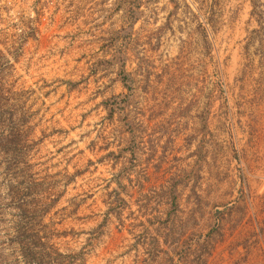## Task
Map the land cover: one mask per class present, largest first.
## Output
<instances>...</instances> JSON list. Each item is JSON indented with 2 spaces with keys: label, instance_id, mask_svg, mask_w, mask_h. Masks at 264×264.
Here are the masks:
<instances>
[{
  "label": "rangeland",
  "instance_id": "374dc122",
  "mask_svg": "<svg viewBox=\"0 0 264 264\" xmlns=\"http://www.w3.org/2000/svg\"><path fill=\"white\" fill-rule=\"evenodd\" d=\"M0 264H264V0H0Z\"/></svg>",
  "mask_w": 264,
  "mask_h": 264
}]
</instances>
